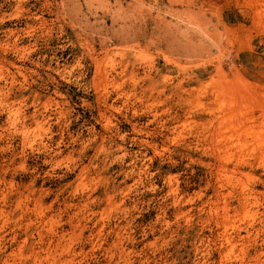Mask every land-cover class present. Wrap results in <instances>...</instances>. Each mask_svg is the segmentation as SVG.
Instances as JSON below:
<instances>
[{"label":"rangeland","instance_id":"obj_1","mask_svg":"<svg viewBox=\"0 0 264 264\" xmlns=\"http://www.w3.org/2000/svg\"><path fill=\"white\" fill-rule=\"evenodd\" d=\"M263 13L0 0V264H264Z\"/></svg>","mask_w":264,"mask_h":264},{"label":"bare ground","instance_id":"obj_2","mask_svg":"<svg viewBox=\"0 0 264 264\" xmlns=\"http://www.w3.org/2000/svg\"><path fill=\"white\" fill-rule=\"evenodd\" d=\"M260 1V0H259ZM264 1V0H263ZM257 3H259L258 1H256ZM262 3V2H261ZM258 5V4H257ZM260 5V4H259ZM262 5V4H261ZM256 7V6H255ZM258 7V6H257ZM259 8V7H258ZM260 8H261V6H260ZM257 9V8H256ZM263 9V8H262ZM263 15H264V13H263ZM29 16V15H28ZM261 16V15H260ZM5 22V21H4ZM26 26V25H25ZM47 29V28H46ZM47 31H49V30H47ZM8 34H10V32L8 33ZM16 37V36H15ZM14 39V38H13ZM14 46V45H13ZM2 47V46H1ZM5 47H7V43H6V45H5ZM3 48V47H2ZM13 50V49H12ZM15 50V49H14ZM30 50V49H29ZM24 51V50H23ZM27 55H29V54H27ZM18 58V57H17ZM25 58V57H24ZM95 59V58H94ZM92 61H94V60H92ZM1 63V62H0ZM18 64V63H17ZM99 65V64H98ZM1 66V65H0ZM12 66V65H11ZM96 66V65H95ZM101 68V67H100ZM2 70V69H1ZM0 70V71H1ZM95 72H97V71H95ZM18 74V73H17ZM20 75V74H19ZM24 76H25V74H24ZM102 76V75H101ZM37 77V76H36ZM95 78V77H94ZM100 78V77H99ZM102 78V77H101ZM23 79V78H22ZM98 79V78H97ZM104 80V79H103ZM41 87V86H40ZM34 93V92H33ZM41 96V95H40ZM44 96V95H43ZM42 97V96H41ZM41 99V98H40ZM54 99V98H53ZM2 101V100H1ZM44 101H46V100H44ZM48 101V100H47ZM5 102V101H4ZM17 102V101H16ZM55 102V101H54ZM18 103V102H17ZM45 103V102H44ZM48 103V102H47ZM57 103V102H56ZM65 103V102H64ZM50 104V103H49ZM57 105V104H56ZM11 106V105H10ZM19 106H20V104H19ZM49 106V105H48ZM8 107V106H7ZM47 107V106H46ZM58 107V106H57ZM106 108H107V106H106ZM32 110V109H31ZM60 111V110H59ZM2 112V111H1ZM34 114V113H33ZM99 114V113H98ZM16 115V114H15ZM101 116V115H100ZM155 116V115H154ZM8 117V116H7ZM250 117V116H249ZM262 116L260 115V118H261ZM220 118V117H219ZM22 119V118H21ZM250 119H252L251 117H250ZM249 119V120H250ZM245 121V120H244ZM243 121V122H244ZM252 121V120H251ZM12 123H13V121H11ZM43 122V121H42ZM45 122V121H44ZM8 123V122H7ZM22 123H24V122H22ZM218 123V122H217ZM248 123V122H247ZM34 125H36V124H34ZM38 125V124H37ZM221 125V124H220ZM253 125V124H252ZM21 126H23V125H21ZM133 126V125H132ZM248 126H249V124H248ZM248 126H243L245 129L248 127ZM222 127V126H221ZM252 127V126H251ZM250 127V128H251ZM21 128V127H20ZM105 128V127H104ZM249 127H248V130L250 129ZM252 129V128H251ZM250 129V130H251ZM105 130V129H104ZM21 132V131H20ZM2 136V135H1ZM23 139V138H22ZM220 139V138H219ZM21 141V140H20ZM141 141V140H140ZM24 141H22V143H23ZM219 142V141H218ZM57 143V142H56ZM145 144V143H144ZM145 145H147V144H145ZM150 145V144H149ZM224 146V145H223ZM44 148V147H43ZM218 151V150H217ZM260 153V152H259ZM51 156V155H50ZM244 161V160H243ZM223 172V171H222ZM221 172V173H222ZM220 177V176H219ZM218 192V191H217ZM252 192V191H251ZM253 194H254V192H252ZM216 193H214V195H215ZM218 195V194H217ZM223 195V194H222ZM244 195V194H243ZM245 196V195H244ZM247 197V196H246ZM36 200V199H35ZM107 200V199H106ZM245 200V199H244ZM248 200V199H247ZM239 201H241V199L239 200ZM246 202V201H245ZM36 203V202H35ZM240 205H242V203L240 204ZM243 206H244V204H243ZM41 218V217H40ZM77 223V222H76ZM260 230V229H259ZM257 232V231H256ZM249 233V232H248ZM236 235H237V233H235ZM258 234V233H257ZM260 234V233H259ZM227 235V234H226ZM225 235V236H226ZM248 235V234H247ZM242 236V235H241ZM237 237H240L239 235H237ZM243 237H245V236H243ZM222 239V238H221ZM225 239V238H224ZM227 239V238H226ZM238 239V238H237ZM241 239H243V238H241ZM239 240V239H238ZM237 240V241H238ZM242 241V240H241ZM235 242V241H234ZM239 242V241H238ZM222 244V243H221ZM220 246H223V245H220ZM222 248V247H221ZM54 250V249H53ZM242 253V252H241ZM243 254V253H242ZM241 259V258H240ZM235 260V259H234ZM241 261V260H240ZM239 261V262H240ZM237 263V262H236ZM242 263V262H241Z\"/></svg>","mask_w":264,"mask_h":264}]
</instances>
